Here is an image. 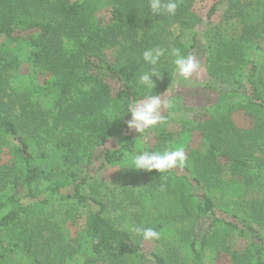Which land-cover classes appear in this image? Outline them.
Masks as SVG:
<instances>
[{
	"label": "trees",
	"instance_id": "16d2710c",
	"mask_svg": "<svg viewBox=\"0 0 264 264\" xmlns=\"http://www.w3.org/2000/svg\"><path fill=\"white\" fill-rule=\"evenodd\" d=\"M194 2L178 0L175 15H157L149 0H0V147L7 143L13 160L0 166V264H67L73 248L56 231L57 225L75 218L74 204L87 208V264H203L213 239L231 264H264V202L253 195L225 201L229 182L218 160L227 162L230 177L238 178L247 193H255L262 184L264 117L256 119V114L264 111V49L253 44L264 39V0H217L228 5L227 20L239 23V34L229 36L226 29L210 25L214 4L206 16L208 25L191 38L207 67L209 80L203 90L241 92L244 99L208 108V118L193 127L201 133L205 149L187 153L181 172L133 171V177L139 175L137 179L143 178L149 187V215L155 226L136 225L133 231L119 227L107 216L109 203L83 193V158L87 169L95 160H101V167L114 166L142 151H185L174 133H159L153 148L138 151L131 137L118 148L106 147L105 142L124 137L130 103L168 88L175 69L171 50L187 56L189 47L170 43L165 36L173 27L193 29L201 24L192 11ZM103 9L110 13L106 24L97 18ZM155 47L165 54L156 66L161 77H152L151 89L139 83V76L151 67L143 52ZM105 50H113L116 63L97 57ZM22 64L28 65L29 73L11 86L12 73ZM89 70H102L122 82L118 95L111 97L108 86ZM39 73L46 74L43 82L37 81ZM237 108L257 120L255 129L233 126L229 117ZM31 141L49 142L50 152L32 154ZM184 186L195 187L198 197L191 190L184 194ZM209 192L222 197L221 202ZM119 206L122 212L124 204ZM156 220L175 224L174 230L170 226L175 237L165 244L155 239L164 248L147 253L140 246L142 232L136 230H164ZM227 229L249 234L256 243L233 250L218 238Z\"/></svg>",
	"mask_w": 264,
	"mask_h": 264
},
{
	"label": "rangeland",
	"instance_id": "374dc122",
	"mask_svg": "<svg viewBox=\"0 0 264 264\" xmlns=\"http://www.w3.org/2000/svg\"><path fill=\"white\" fill-rule=\"evenodd\" d=\"M216 4L215 13L213 14L210 25L218 26L226 29V33L229 36H236L239 34L240 25L236 20H227L228 5L226 3H218L217 0H195L192 11L201 19V24L195 26L193 29H180L177 27L171 28L165 38L173 43H182L189 47L188 55L195 56L200 62V68L190 78L183 79L178 75L176 70L172 72V77L169 82L168 88L161 94L162 100L170 102L171 107L162 111V115L165 117V121L162 124H158L152 129L146 130L143 134H138L135 130H128L127 128L123 132V136L117 138L113 137L107 140L106 147L118 148L126 143V138L131 137L134 140V149L136 151L147 148H153L156 144V135L159 133H174V139L183 140L185 144V155L189 152L201 153L205 149V141L201 133L195 130L193 127L196 123L204 122L208 116V108L211 105L218 103L229 102L233 100H243L244 97L241 92L236 94L231 93H212L203 90L204 84L209 80L207 75V67L204 65L200 58V46L193 47L192 36L196 33H201L202 30L208 25L207 13L212 5ZM97 18L101 23L106 24L110 19V13L108 9L100 10L97 13ZM227 22V23H226ZM254 47L264 49V39L256 41L253 44ZM252 47V46H250ZM248 51L246 49V55ZM97 57H101L108 64H114L115 54L113 50H105ZM29 73L27 64H22L17 71L12 73V79L10 80L11 86H17L19 84V77H26ZM89 73L95 76L100 82L108 86V93L111 97L118 95V92L122 89L123 83H116L109 75L102 70H89ZM46 74L39 73L37 77L38 82H43ZM225 88V87H224ZM217 90L221 88L217 87ZM45 108L49 107V104L43 105ZM214 114V113H213ZM256 119L260 116L264 117V111L256 114ZM230 121L233 126L241 130H253L257 127L258 122L255 118L250 117L245 111L240 108L233 110L230 113ZM181 132H184L181 134ZM180 133V134H178ZM49 142H43L37 144L35 141L30 143V152L35 154L40 150H46L50 152ZM8 144L5 143L0 147V166L11 165L13 160L8 154ZM96 154L99 152L95 149ZM132 155L126 160L118 163L114 166L101 167V160L92 161L89 167H85L86 158L81 160L82 176H87V182L84 185L83 193L87 195H94L103 198L108 204L107 216L119 227L133 231L136 225H153L154 219L149 215V187L145 185V180L137 179L139 177H133V169H129L131 164ZM218 160L222 163L224 172L222 177L225 181L229 182L228 189H225L223 199L225 201L238 200L241 198L259 197L264 202V172L259 180L262 184H257V191L255 193L249 192L245 187L239 183L238 178H231L228 172V164L222 158ZM87 171H86V170ZM176 173L181 172L180 168L170 169ZM184 194L188 190L192 191V195L198 197V190L184 186L181 189ZM70 190H62V192H69ZM214 198L216 203H220L222 197L217 196L215 192H209ZM221 193V192H219ZM187 195V194H186ZM170 198L174 194L168 195ZM217 196V198H215ZM144 198L142 203L141 200ZM164 200H168V197H163ZM119 204H124V209L121 212ZM140 205L139 208H134ZM74 219L57 225V234L61 235L62 240L73 248L72 254L68 257L67 264H87L86 259L90 256L89 244L84 236L85 217L87 215V208L82 205L74 204L73 208ZM228 221H231L228 219ZM157 223L163 224L165 229L159 231L160 243H168L175 237L173 230L177 228L175 224L167 220H156ZM172 226V229H170ZM224 238L227 245L233 250L242 251L245 249L249 242H255L249 234L241 236L237 231H227L219 233L218 238ZM209 245L206 249L203 257V264H231L230 257L227 253L221 251L216 243ZM256 243V242H255ZM141 248L149 253L157 250L159 247L164 248L155 239L145 240L144 238L140 242ZM186 249L181 250L183 254Z\"/></svg>",
	"mask_w": 264,
	"mask_h": 264
},
{
	"label": "clouds",
	"instance_id": "9594fccd",
	"mask_svg": "<svg viewBox=\"0 0 264 264\" xmlns=\"http://www.w3.org/2000/svg\"><path fill=\"white\" fill-rule=\"evenodd\" d=\"M149 7L152 13L159 15L162 11L168 15H175L178 8V0H149ZM165 54V50L160 47L148 49L143 52V60L147 65H150V70L139 76V83L147 88L154 89L155 83L152 77L160 78L161 75L157 72L161 57ZM171 56L174 58L173 63L175 70L183 79L190 78L200 68V62L193 55L183 56L179 49L173 48ZM171 107L170 102L162 100V95H148L142 100L130 103L127 106V113L130 114V119L127 120V129L135 130L136 133L143 134L146 130L152 129L158 124L165 121L162 111ZM111 116V110H109ZM186 162V155L183 148L166 149L163 152H148L142 151L134 155L131 159L129 169L137 171L158 173L167 172L183 166ZM137 232H142L145 240L159 239L160 233L153 228L137 229Z\"/></svg>",
	"mask_w": 264,
	"mask_h": 264
}]
</instances>
